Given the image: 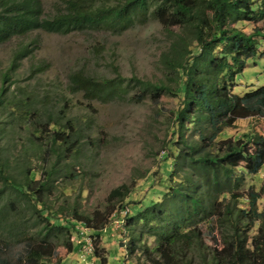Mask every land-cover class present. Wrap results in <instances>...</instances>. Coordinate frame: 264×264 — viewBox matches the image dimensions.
<instances>
[{"label":"trees","instance_id":"trees-1","mask_svg":"<svg viewBox=\"0 0 264 264\" xmlns=\"http://www.w3.org/2000/svg\"><path fill=\"white\" fill-rule=\"evenodd\" d=\"M64 5V12L44 19L41 0H0V43L35 30L118 32L157 21L169 40L161 56L164 80L121 73L98 80L76 72L68 91L102 103L133 91L136 102L147 97L161 104L169 97L171 121L152 171L114 188L111 208L96 213L101 217L95 221L75 205L56 209L48 203L57 178L79 177L75 169L90 121L70 115V106L50 111L38 109L29 95L7 97L4 85L11 74L4 73L0 143L5 138L12 143L20 132L26 138L18 160L0 144V198L7 192L11 205L0 210V264H51L57 245L81 254L80 244L70 243L72 233L78 238L77 228L86 226L100 236L115 215L117 223L124 221L118 237L125 262L264 264V127L231 132L241 120L264 125V86L243 94L233 90L250 60L264 57V0H64ZM27 54L23 50L18 58ZM30 161L40 165L29 167ZM9 207L29 211L36 235L2 214ZM92 255L108 263L98 251Z\"/></svg>","mask_w":264,"mask_h":264},{"label":"rangeland","instance_id":"rangeland-1","mask_svg":"<svg viewBox=\"0 0 264 264\" xmlns=\"http://www.w3.org/2000/svg\"><path fill=\"white\" fill-rule=\"evenodd\" d=\"M41 1V17L44 19H52L65 11L64 0ZM123 1L108 0V3ZM168 44L166 31L153 20L118 32L101 28L74 29L67 34L35 30L0 43V89L3 74L8 71L11 74L4 85L7 97L21 99L22 94L29 95L38 109L50 111H61L70 106V115L90 121L92 125L84 133L82 162L75 169L79 177L56 179L58 188L50 195V207L58 209L61 205H75L82 215L96 221L101 213L111 208L108 196L114 188L139 182L141 175L152 171L154 152L160 149L161 140L169 129L173 100L164 97L161 104H154L146 97L143 102H136L132 96L137 93L133 91L125 99L102 103L100 100H86L81 92L70 94L68 85L71 75L76 72L98 80L113 79L117 73L125 78L136 76L152 82L164 80L161 56ZM23 50L28 51L27 56L18 58ZM235 82L233 90L236 94L264 86V57L251 59ZM251 124L264 127L257 120H241L231 132L248 131ZM25 138V133L20 132L12 143L5 138L0 144L4 148L9 146V155L18 160ZM35 165L40 164L28 163L29 167ZM61 185L66 189L59 187ZM69 186L72 188L68 189ZM8 197L6 192L0 198V210L11 206ZM2 214L22 222L30 227V233L36 235L37 228L31 227L36 220H30L29 211L9 207ZM118 218L117 215L110 217L106 231L100 236L90 231L94 236V252L107 257V264H135L124 261V249L119 245V232L124 221L117 223ZM112 221L116 223L111 225ZM74 236L72 233L70 243L76 245ZM56 251L51 264H102L93 255L82 261L79 252L70 253L62 245H57Z\"/></svg>","mask_w":264,"mask_h":264},{"label":"built area","instance_id":"built-area-1","mask_svg":"<svg viewBox=\"0 0 264 264\" xmlns=\"http://www.w3.org/2000/svg\"><path fill=\"white\" fill-rule=\"evenodd\" d=\"M78 238L74 236L73 242H77L81 246V259L87 261L88 257L94 253L95 247H93V237L90 234V230L86 226H79L77 228Z\"/></svg>","mask_w":264,"mask_h":264}]
</instances>
